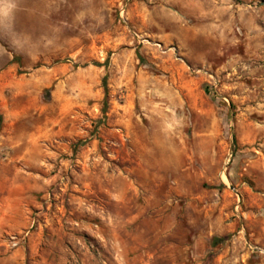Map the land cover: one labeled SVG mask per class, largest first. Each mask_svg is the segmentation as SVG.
I'll return each instance as SVG.
<instances>
[{
  "label": "rangeland",
  "instance_id": "374dc122",
  "mask_svg": "<svg viewBox=\"0 0 264 264\" xmlns=\"http://www.w3.org/2000/svg\"><path fill=\"white\" fill-rule=\"evenodd\" d=\"M0 114V264H264V0H0Z\"/></svg>",
  "mask_w": 264,
  "mask_h": 264
},
{
  "label": "trees",
  "instance_id": "16d2710c",
  "mask_svg": "<svg viewBox=\"0 0 264 264\" xmlns=\"http://www.w3.org/2000/svg\"><path fill=\"white\" fill-rule=\"evenodd\" d=\"M103 85H104V90H105V101H104V112H105V109L107 107V97H108V82H107V76H104L103 78ZM2 120H3V116L2 114H0V128H1V124H2ZM218 237H215V243L218 241Z\"/></svg>",
  "mask_w": 264,
  "mask_h": 264
},
{
  "label": "built area",
  "instance_id": "2783aa9c",
  "mask_svg": "<svg viewBox=\"0 0 264 264\" xmlns=\"http://www.w3.org/2000/svg\"><path fill=\"white\" fill-rule=\"evenodd\" d=\"M122 12H123V8H122ZM250 248H252L253 250H256V251H258L264 255V248L263 247L256 246V245H254V246L250 245Z\"/></svg>",
  "mask_w": 264,
  "mask_h": 264
}]
</instances>
